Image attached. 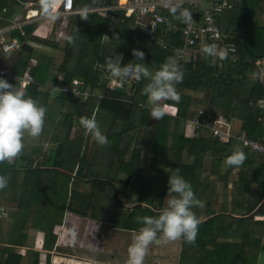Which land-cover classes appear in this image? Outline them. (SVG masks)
Masks as SVG:
<instances>
[{
	"label": "crops",
	"instance_id": "0c3cea01",
	"mask_svg": "<svg viewBox=\"0 0 264 264\" xmlns=\"http://www.w3.org/2000/svg\"><path fill=\"white\" fill-rule=\"evenodd\" d=\"M239 4H241V0H237L233 9L223 11L218 18V23L228 40L236 45L237 42L241 41L244 47L245 43L248 47L249 29L264 30V0L257 7H248L250 26L246 38L243 10L242 19ZM25 14L24 7L18 9L11 19L5 20L8 22L0 27V30L8 27L12 22L22 21ZM2 19L0 18V20ZM51 27L55 35L57 31L56 23H46L42 28L50 29ZM68 27L66 30H68ZM65 34L66 31L63 38H66ZM5 36L7 38L14 37L13 33ZM54 41L59 43L55 39ZM102 41H106V38ZM171 41L174 44L179 43L174 38ZM34 44L35 42L32 41L31 45H27V47L30 51L36 53ZM245 50L247 51L246 47ZM248 54L253 57L251 51ZM18 57L19 54L2 64L0 63V79L16 83L19 90L46 108V114L40 135L32 137L25 133L22 137L24 146L20 154L11 163L0 162V175L8 179L7 186L0 189V264H7L10 255L20 256L19 264H78V262H85L86 264L90 259L95 264H127V249L138 230L119 228L113 220L97 217V214L92 210L97 208L98 203L96 195L93 198L91 197L95 186L93 184L94 179L87 178V165L84 169L80 165L86 151H88L86 163L94 161L97 156V146H99L91 134H85L84 129L79 124L80 117H87L85 104L90 99L75 101L68 95H52L47 91V87L60 77H64L58 71L61 64L59 59L52 60L45 84L38 86L35 91H27V87L34 83H30L22 89L21 80L26 75H30L39 59H36L35 56L32 57L24 74L19 75L16 73L21 71L17 65ZM238 58L236 62L223 59L217 65H212L205 58L198 61L203 60L207 64L217 67L219 72H228L227 74L237 81L232 88L234 95H239L240 99L245 100L251 98V92L256 83L264 85L263 73L258 67L260 60L256 58V68L253 67L242 75L239 74L236 66L227 67L230 63L250 62L249 59H241L240 56ZM130 89L125 93L126 99H122L125 102L128 101L129 95L135 91L136 85L133 92ZM96 92L101 94L104 93V90L96 88ZM177 93L180 94L181 92ZM183 93L191 97L188 115L179 128V131H182L185 137L186 120L196 117L199 111H203L205 117L209 118L224 115L227 109H231L230 118L234 133L240 131L247 133L243 128L244 122H249L252 131L256 134L259 132L264 133V98L250 103L248 109L259 110L257 114L253 113L251 117L248 115L246 107L232 114V109L236 105L234 99H225L224 107L216 106V103L214 104L211 100L213 90L206 89L198 92L184 90ZM91 99L97 101L94 97ZM178 101L179 99L168 97L162 100L160 104L171 103L176 105V117H178ZM140 106L151 112L152 105L148 100ZM94 111L105 114L102 116L103 119L107 115L105 118L106 123L101 131L110 141L106 146H103V149L111 151V165L118 164V162L129 164L132 160L133 151L139 150L140 164L144 166L145 155L151 149L150 130L158 124L160 118L156 120L150 114L147 124L141 126L137 122L132 124V120L123 122L122 119L116 118L110 112L100 110L97 107ZM95 112L93 115H95ZM140 112L141 110H137L138 115ZM144 128L146 130L142 132ZM208 133H210L208 129H203L195 137L187 138L197 139ZM248 135L250 136V134ZM263 136L264 134L251 137L259 139ZM169 143H171V139ZM230 145L233 152L241 151L245 154V159L241 164L226 165L225 159L229 154L219 148L220 150L218 149L216 152L217 156H213L212 150L207 152L203 159V173L200 172V183L202 188L205 189L203 195L206 194L204 196L206 202L203 206H205L208 215L204 218L199 216V225L217 217L223 218L224 226L239 221L233 232H226L225 229H222V232L218 233L217 230H214V234H216L215 244H221L223 248L219 249V247L209 244L206 253H204L202 249L199 250L193 247L188 251V255L185 257L188 260H186L181 256L183 238L168 241L160 239L158 235L155 239L158 246H154L155 240L152 245L153 249L150 247L151 245H148L144 264H252L251 258L247 263V255L252 256L258 249L255 264H264V236L260 234L261 227L258 225V223L264 222V188L260 190L257 182H253L247 190V182L252 174L256 176L255 178H261L257 169H259V166L264 165V158L250 154L235 142ZM94 149H96L95 152ZM184 155L187 154L184 153L182 156L184 163L192 164L190 162H194V158L188 155L187 158L192 161H184ZM205 162L207 170L204 167ZM7 168L9 169L7 170ZM146 172L147 168L142 171V176L146 177L148 173ZM96 175L100 174L96 173ZM115 177L116 180L119 177L124 180L127 178V172L118 170ZM116 180L112 181V185L118 191L115 199L127 212L138 206L148 207L146 203H139L137 196L129 197L122 193L119 190V181ZM72 184L75 186L73 190H71ZM60 185L63 186L62 191H60ZM60 192H64V194L61 203L58 204L56 200L60 198ZM72 193L76 197V204L72 206L73 208L70 206ZM259 197H261V200L258 202ZM126 203L131 204V206H127ZM87 204L90 205L88 210L85 209ZM219 204H221L222 209L215 211L220 206ZM251 207L254 209L249 212ZM214 228L217 229L218 227L215 226ZM248 239H260V245L257 246L251 241L248 242ZM107 242L111 244L110 249L106 247ZM217 250H223L225 255L220 261L213 254ZM103 254L105 255L104 258L100 256ZM11 264H16V261H12Z\"/></svg>",
	"mask_w": 264,
	"mask_h": 264
},
{
	"label": "trees",
	"instance_id": "16d2710c",
	"mask_svg": "<svg viewBox=\"0 0 264 264\" xmlns=\"http://www.w3.org/2000/svg\"><path fill=\"white\" fill-rule=\"evenodd\" d=\"M26 1L27 0H0V18H3L0 20V27L7 24L8 21L6 22L5 20L11 19L18 9L24 7L23 5ZM261 1L262 0H248V7H257ZM98 2L99 0H76V7L78 9L85 7L93 8L98 5ZM239 11L242 18L241 4H239ZM72 18H74L71 23L72 27L66 35V45L64 48L65 57L59 66L58 71L64 75L66 81H70L74 78L83 79L87 86L92 89L102 88L104 90V94L106 95L98 103L93 99L87 101L85 104L87 117H91L97 107L100 110L110 112L116 118L122 119L123 122L126 120H132V124L137 122L141 126L146 125L151 112L142 108L140 104H144L148 100L146 95L143 93V89L150 82V79L142 77L139 80L136 84L135 91L133 94L129 95L127 101L129 103H127L122 100L126 99L125 94L106 89L104 72L97 70L95 66L100 63L106 68L107 58L114 57L118 59V57L115 56H120L122 57V65L128 62L144 63L150 72H154L159 69L168 57H174V53L172 51H163L159 49L151 44L147 37L143 34L133 33L126 28L119 29L115 33H109L108 26L110 24V20L102 18L97 14L88 15L86 20L82 17ZM34 27L35 25H28L24 27V30L27 34H30ZM13 36L22 39L18 31H14ZM69 37H72V39L69 40ZM104 38H106V41L103 42L102 40ZM32 41H39L43 45L58 48L57 44H51L48 41H40L37 37L32 38ZM176 45L178 46L179 44ZM237 47L238 56H240L241 59H249L250 62L238 64L230 63L227 67L236 66L239 74L242 75L245 74L244 72L247 70L253 67L256 68V60L248 54L241 41L237 42ZM248 47L256 56L264 54V30H256L253 28L249 29ZM134 49L144 53L142 60H138L133 55ZM34 56H36L34 51H30L29 49L22 50V52L19 53V61L17 64L21 71L16 73L23 75L30 59ZM37 59H39L38 64L30 73L31 77L34 79V84L28 86L27 91H35L38 86L45 84L53 60L50 56L43 54L39 55ZM179 65L182 67L184 77L180 83L176 84V91L181 92L180 94L178 93V117L172 118L163 115L158 124L151 128L149 134L151 139V152L155 158H159V160L162 159V167L159 168L160 166L154 163L153 167L150 169L149 176L144 179L142 171L145 167L140 164V151L134 150L132 160L126 166V172L127 176L130 177V182L126 188H121L122 193L128 195L129 197L134 195L137 196V201L139 203H146L148 208L138 206L132 211L127 212L124 216L125 218L122 224L117 225L115 222L116 226L119 228L138 230L143 226L142 221L138 220V218L145 216L142 214L143 212L148 214L146 215L147 217H154L160 214L156 212L163 211L165 198L169 195H175L174 193H168L167 191L168 175L171 174L169 169L174 170L178 168L180 170V174L191 184L196 198L200 199L197 191H203L204 194L205 189L201 186L200 174L198 172L203 167L204 156L209 150H212L213 156H217L216 152L219 148L221 151L229 155L233 153V148L230 144H222L213 140L210 133L202 135L197 139H189L184 136L182 131H179L183 120L186 119L188 115L191 103V97L185 95L183 93L184 90H190L193 92L204 91L206 89L213 90L214 94L212 93L211 100L214 104L216 103L215 105L218 107H224V102L227 99H234L236 105L232 109V114H235L237 111H241L243 107L247 108L248 115L251 117L253 113L257 114L259 112L257 109H248V106H250L251 102H256L258 99L264 98L263 84L256 83L251 92V98L242 100L239 95H234L232 88L237 81H235L232 76L228 75V72H219L217 67L209 65L203 60L193 63H180ZM106 72H108L107 68ZM7 82L15 85L18 89V85L16 83L11 81ZM137 110H141L139 115L137 114ZM230 110L227 109L224 113L226 117H230ZM243 128L248 134H250V136L258 137L264 134L262 132H259L258 134L253 132L251 129L252 126L249 122H244ZM170 139L171 143H169ZM184 153H186L189 157L194 158V162L192 164H187L182 161ZM8 169L9 168H7V170ZM257 171L258 174L261 175V178H255L256 176L252 174L247 182V190H249V187L253 182H257L260 190L264 188V165L259 166ZM98 182H100V186H98ZM159 182H162V187L157 191H153V187H155L154 183L159 184ZM93 184L95 186L93 187V192L91 194L92 198L98 191H102L104 193L110 183L107 181L94 180ZM115 192L116 194L118 193L116 189ZM260 200L261 197L257 199L258 202ZM88 204L87 208H85L87 210L90 206ZM91 208L93 207L91 206ZM253 209L254 208L251 207L249 212ZM138 210H140V213ZM238 223L239 221H236L230 225L224 226L223 218L217 217L216 219H210L205 223L198 225L195 242L189 243L183 239L181 256L185 259L186 255H188V251L193 247L199 250L202 249L203 252L206 253V248L209 244H213L214 246L219 247V249H222L223 246L221 244H215L216 234H214V230H217L218 233L222 232V229H225L226 232H233ZM214 225L218 228H214ZM258 225L261 227L260 234L264 236V222H260ZM247 241H251L257 246L260 245V239H248ZM258 250L254 252L252 256L249 254L247 255V263H249L251 258L252 264H255L259 252ZM213 254L217 259H219V261L223 258V256L225 257L223 250H217V252H214ZM20 258L21 257L17 255H10L7 259V264H11L14 260L16 261V264H19Z\"/></svg>",
	"mask_w": 264,
	"mask_h": 264
},
{
	"label": "built area",
	"instance_id": "2783aa9c",
	"mask_svg": "<svg viewBox=\"0 0 264 264\" xmlns=\"http://www.w3.org/2000/svg\"><path fill=\"white\" fill-rule=\"evenodd\" d=\"M56 5L54 17L44 15L42 0H27L24 3L26 14L22 21L12 22L8 27L0 30V63L11 59L24 50L25 45H31L32 38L48 39L42 28L46 23H59L55 33V40L63 38L72 17H82L80 9L76 7V0H52ZM237 0H99L98 5L88 8L87 16L97 14L110 20L109 33L119 29H129L135 33H142L149 42L161 50L172 51L174 58L180 63H193L199 59H208L212 65H217L223 59L236 62L238 47L228 40L220 29L218 18L225 10L233 9ZM177 4L180 8L191 13V21H185L173 13L172 9ZM83 9V8H81ZM35 25L30 34L24 30L25 26ZM42 28V29H41ZM18 31L20 38H7L6 34ZM177 39L178 46L171 39ZM206 44H215L217 51L223 50L225 57L208 56L202 51ZM96 68L104 72L106 89L114 90L124 88L126 92L135 82L134 78L119 81L113 78L103 64ZM34 79L26 75L21 80L24 89ZM52 95H68L72 100L87 101L92 97L100 102L106 95L97 93L86 85L83 80L72 79L66 81L60 77L56 82L47 87ZM163 115L177 116V106L171 103L161 105ZM186 137H195L203 129H208L212 139L223 144L237 143L250 154L264 158V136L255 139L245 131L234 133L230 117L217 115L206 118L203 111H199L194 118L186 120Z\"/></svg>",
	"mask_w": 264,
	"mask_h": 264
},
{
	"label": "clouds",
	"instance_id": "9594fccd",
	"mask_svg": "<svg viewBox=\"0 0 264 264\" xmlns=\"http://www.w3.org/2000/svg\"><path fill=\"white\" fill-rule=\"evenodd\" d=\"M44 15L54 17L56 5L52 0H42ZM84 20L87 19L88 8L79 10ZM178 17L185 21H191V13L187 9L180 8L177 4L172 9ZM72 37H69L71 40ZM202 51L208 56L225 57V52L221 49L217 51L215 44H206ZM133 55L142 60L144 53L133 50ZM109 57L106 59V68L109 74L124 81L129 78L140 80L142 77L150 78V82L144 87L143 93L152 105L151 116L158 120L162 117L160 102L168 97L179 99L176 91V84L183 80L184 72L174 57H168L166 61L154 72H150L144 63L128 62L121 64L122 57ZM46 108L39 105L33 98L27 96L23 91L17 89L15 85L9 84L6 80L0 79V162H9L17 157L22 148V137L25 133L32 137H38L42 131ZM80 126L85 134H91L96 144L107 145L110 141L103 134L95 118L80 117ZM245 159V154L235 151L225 159L228 166L239 165ZM168 193H174L167 201V206L157 217H142V227L134 234L133 241L127 249V264H144V257L148 245L157 239L158 235L165 240L174 241L183 238L186 242H195L199 219L193 213L192 207L199 205L191 184L180 174L178 168L169 169ZM7 177L0 175V189L7 186ZM85 264V262H78ZM86 264H95L89 260Z\"/></svg>",
	"mask_w": 264,
	"mask_h": 264
},
{
	"label": "rangeland",
	"instance_id": "374dc122",
	"mask_svg": "<svg viewBox=\"0 0 264 264\" xmlns=\"http://www.w3.org/2000/svg\"><path fill=\"white\" fill-rule=\"evenodd\" d=\"M73 19L74 18H70V20L68 21L69 27H68V30H66V34L65 35H67L69 33V31H70L69 29H71V27H72L71 23H72ZM58 24L59 23H56L57 27H58ZM45 32H46V34H48L49 38L48 39L38 38V40H40V41H48L51 44L55 43V44L58 45V48H53L52 46H46V45L41 44V42L36 41L35 44H34V49L36 51L35 58L37 59V57L39 55L43 54V55L50 56L51 59H59L61 61V63H62L63 60H64V57H65L64 48H65V45H66V38L64 37L62 40L60 39L61 41H59V43H56L54 41L55 35H54L52 27L50 29H45ZM103 115H105V114H103L102 112H97V113L95 112V115H94L96 120H97V122H98V124H99V126H100V129L106 123L105 118L107 117V115H106V117L104 119L102 118ZM108 124H110V123H108ZM145 130H146V128L142 129V132H144ZM104 146H106V145H104ZM97 147H98L97 153H96L97 156L94 158V161L92 160V161L86 163L85 160H86L87 155H88V151H86L83 160L80 162V165L82 166L83 169L86 168V165H87V174L88 175L86 174V176H87L88 179H90V180L94 179V180H97V181H107L110 184H109V186L107 187V189H106V191L104 193L102 191H98L96 193V197L98 198V200H97L98 201L97 208H94L92 210H93V212H95V214H97V217H100L101 219L113 220L114 222L117 223V225L118 224H122L124 222V218H125L124 216L126 215L127 210L123 206H120L117 203V200L115 199L116 192H115L114 186L112 185V181L116 180L115 176H116L118 170L126 171L127 164H124V163L122 164V162H118V164L114 163L113 166H112L111 165V159H110V158H112L111 151H106V149H103V146H100V145L97 146ZM95 150L96 149H94V152H95ZM183 158H184V161H186V162L192 161L189 158H187V155H184ZM143 162L145 163L144 166H145V168H147V172H148V173L146 172L147 173L146 174L147 176L145 175L146 177H144V175H143L144 179H146L149 176L150 169L153 167L154 163H156V165H159L160 166L159 168L162 167V159L159 160V158H155L153 153L151 152V149L147 151V153L145 155V159H144ZM190 163H193V162H190ZM204 167L207 170L206 162H205V166ZM200 172H201V174L203 173V168L198 173L200 174ZM96 173H98L100 175H96ZM119 178L116 181H119L118 182V186L120 187L119 190L121 191L122 187H126L127 186V184H126L127 180L130 179V178L128 176L124 180H122V178H120V179ZM99 183L100 182H98V184ZM98 186H100V184ZM154 186L155 187H153V191H155V190L157 191V190H159L162 187V182H159V184L154 183ZM74 187L75 186L72 184L71 185V190L75 189ZM62 188H63V186L60 185V191H62ZM222 193H223V191H222ZM63 194H64V192H60V198H58L56 200V202L58 204L61 203ZM197 194L200 197V199H197V200L200 201V204L199 205H194L192 207V211L200 219L199 216H203V218H204V217H206L208 215L207 212H206L205 206H203L204 202H206V197H204L206 194L203 195V191H200V192L197 191ZM171 196L172 195H169V196H167L165 198V200H164V208L167 206V201H168L169 198H171ZM75 198L76 197L73 194V198L71 196V205H70L71 208H73L72 206L74 204H76L75 203V200H76ZM232 200L234 201V198ZM69 204H70V202H69ZM126 205L127 206H131V204H128V203H126ZM219 205L220 206H218L215 209V211H220V209H222L221 204H219ZM138 212L140 213V210H138ZM204 213H206V215H204ZM142 214L145 215L144 217H147L146 215H148L145 212H143ZM154 217H157V216H154ZM160 239L163 240L164 238L162 236H160ZM154 243H155L154 246H158V245H156V240L154 241ZM154 243L151 242L149 244V245H151L150 246L151 248H152V245ZM112 246L114 247V245H112ZM106 247L107 248L111 247L110 242H107ZM158 249L160 250V248H158ZM113 251L115 252V250H113ZM100 256H103V258L105 257L104 254L100 255ZM185 259L188 260L187 258H185Z\"/></svg>",
	"mask_w": 264,
	"mask_h": 264
},
{
	"label": "water",
	"instance_id": "95a60500",
	"mask_svg": "<svg viewBox=\"0 0 264 264\" xmlns=\"http://www.w3.org/2000/svg\"><path fill=\"white\" fill-rule=\"evenodd\" d=\"M241 4H242V10H243V16H244V22H245V38H246V36H247V30H248V27L250 26V20H249V15H248V0H241ZM245 47H246L247 51L250 53V51H249L246 43H245ZM24 49H28L27 45H25ZM251 55L254 58L260 60V63L258 65V67H259V69L263 73L262 80L264 82V54L261 55V56H256V55H253V54H251ZM138 82H139V80H136V82L132 85V87L130 89L131 92L134 91L135 85ZM115 91L118 92V93H121V94H125L126 93V89H124V88H116ZM129 181H130V179L127 180V183H126L127 185L129 183ZM161 212L162 211H159V212H156V213H161Z\"/></svg>",
	"mask_w": 264,
	"mask_h": 264
},
{
	"label": "bare ground",
	"instance_id": "6f19581e",
	"mask_svg": "<svg viewBox=\"0 0 264 264\" xmlns=\"http://www.w3.org/2000/svg\"><path fill=\"white\" fill-rule=\"evenodd\" d=\"M122 1H124V0H122Z\"/></svg>",
	"mask_w": 264,
	"mask_h": 264
}]
</instances>
